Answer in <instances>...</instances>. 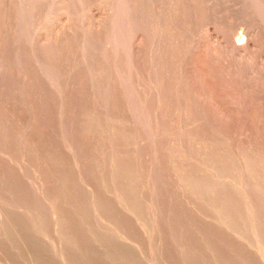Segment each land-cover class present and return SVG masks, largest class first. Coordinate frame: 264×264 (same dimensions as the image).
I'll use <instances>...</instances> for the list:
<instances>
[{
  "label": "rangeland",
  "instance_id": "1",
  "mask_svg": "<svg viewBox=\"0 0 264 264\" xmlns=\"http://www.w3.org/2000/svg\"><path fill=\"white\" fill-rule=\"evenodd\" d=\"M0 264H264V0H0Z\"/></svg>",
  "mask_w": 264,
  "mask_h": 264
},
{
  "label": "bare ground",
  "instance_id": "2",
  "mask_svg": "<svg viewBox=\"0 0 264 264\" xmlns=\"http://www.w3.org/2000/svg\"><path fill=\"white\" fill-rule=\"evenodd\" d=\"M241 44V43H240Z\"/></svg>",
  "mask_w": 264,
  "mask_h": 264
}]
</instances>
